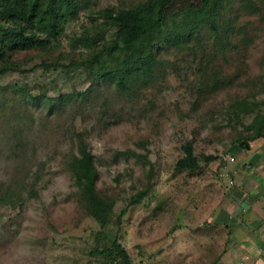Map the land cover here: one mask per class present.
I'll list each match as a JSON object with an SVG mask.
<instances>
[{
	"label": "rangeland",
	"instance_id": "obj_1",
	"mask_svg": "<svg viewBox=\"0 0 264 264\" xmlns=\"http://www.w3.org/2000/svg\"><path fill=\"white\" fill-rule=\"evenodd\" d=\"M55 1L64 22L54 47L3 54L17 67L0 73V264H126L103 251L112 240L131 264H212L226 233L221 157L234 160L264 113V0L222 1L217 31L206 21L183 40L159 41L152 75L123 85L100 75L112 63L105 53L101 66L66 65L88 51L69 42L112 39L115 27L97 13L104 8H136L148 25L156 0ZM216 1L173 0L163 34L184 9ZM186 143L198 167L177 170ZM80 145L92 154L99 194L113 201L106 224L85 211L67 169Z\"/></svg>",
	"mask_w": 264,
	"mask_h": 264
},
{
	"label": "trees",
	"instance_id": "obj_2",
	"mask_svg": "<svg viewBox=\"0 0 264 264\" xmlns=\"http://www.w3.org/2000/svg\"><path fill=\"white\" fill-rule=\"evenodd\" d=\"M173 0H156V18L145 25V18L136 8H104L97 13L104 18L105 24L115 27L114 37L106 42L96 45L94 38L73 37L70 45L77 44L88 51L78 60L70 59L66 65L84 64L90 68L94 64L101 66L99 56L105 53L110 58L111 64L106 69L100 67V75L116 80L118 85H123L125 79L136 80L148 78L152 75L154 67L159 62L156 57L159 41L172 43L190 36L200 24L209 22L210 27L217 31L213 12L222 6V1L217 0L211 7L186 8L177 24L166 34H163L161 25L163 11ZM227 2V1H226ZM250 5H254L248 0ZM64 15L55 0H0V73L7 68L16 69L17 65L3 57L4 50L35 48L48 52L53 48L49 39H55L63 29ZM105 27H98L100 36L103 37ZM35 32H40L46 38H42ZM226 37L227 34H222ZM219 36H217L218 38ZM45 39V40H44ZM101 39V38H100ZM229 44V40H225ZM45 68L65 65L62 62H41ZM264 104V99L262 100ZM239 109L249 111L252 108L245 100L238 102ZM253 132L245 137V142L239 146L248 147L249 140L256 137H264V113L257 114L252 121ZM183 155L175 162L177 170L195 169L197 160L189 143L182 146ZM209 159V157H207ZM73 182L79 193L80 201L85 211L101 224H106L112 216L113 201L101 196L96 188L97 169L91 152L85 146L80 145L77 153H71L67 160ZM141 192L133 194L129 204L139 201ZM123 213L120 210L119 215ZM131 264L124 248L115 240L109 247L103 250Z\"/></svg>",
	"mask_w": 264,
	"mask_h": 264
},
{
	"label": "crops",
	"instance_id": "obj_3",
	"mask_svg": "<svg viewBox=\"0 0 264 264\" xmlns=\"http://www.w3.org/2000/svg\"><path fill=\"white\" fill-rule=\"evenodd\" d=\"M241 149L227 163L232 182L222 210L226 233L212 264H264V137Z\"/></svg>",
	"mask_w": 264,
	"mask_h": 264
},
{
	"label": "built area",
	"instance_id": "obj_4",
	"mask_svg": "<svg viewBox=\"0 0 264 264\" xmlns=\"http://www.w3.org/2000/svg\"><path fill=\"white\" fill-rule=\"evenodd\" d=\"M233 160V156L231 155H226L221 157V167L218 170V175L219 176H229V170L227 169V161ZM229 178V177H228ZM228 182L231 183V179H228Z\"/></svg>",
	"mask_w": 264,
	"mask_h": 264
}]
</instances>
